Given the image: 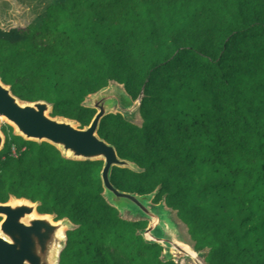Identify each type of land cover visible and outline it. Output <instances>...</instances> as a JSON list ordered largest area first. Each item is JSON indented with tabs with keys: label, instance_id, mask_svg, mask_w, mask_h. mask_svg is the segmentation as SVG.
Returning <instances> with one entry per match:
<instances>
[{
	"label": "trees",
	"instance_id": "16d2710c",
	"mask_svg": "<svg viewBox=\"0 0 264 264\" xmlns=\"http://www.w3.org/2000/svg\"><path fill=\"white\" fill-rule=\"evenodd\" d=\"M0 26V79L22 102L87 126L85 99L110 83L139 99L141 123L104 116L100 139L139 172L122 192H156L203 264H264V0H51ZM16 23V24H13ZM23 27H16V25ZM0 203L37 202L68 219L59 264H175L103 197L102 161L63 158L7 124ZM14 151V154L12 153Z\"/></svg>",
	"mask_w": 264,
	"mask_h": 264
},
{
	"label": "water",
	"instance_id": "95a60500",
	"mask_svg": "<svg viewBox=\"0 0 264 264\" xmlns=\"http://www.w3.org/2000/svg\"><path fill=\"white\" fill-rule=\"evenodd\" d=\"M87 98L83 106L95 110V114L87 126L79 128L73 120L51 117L52 105L46 101H20L0 79V126L5 121L12 127L14 135L25 141L48 143L63 158L102 161L99 176L103 197L118 211L119 216L128 211L146 219L148 224L139 234L144 242L163 248L165 261H174L171 251L190 258L184 250L186 247L195 254L194 263L200 264L197 252L177 237L176 225L171 221L164 201L151 207L156 192L145 195L122 192L110 182L113 167L134 172L140 170L135 164L120 159L113 146L98 137V124L111 113H118L130 121L128 117L138 110L139 99L132 101L122 86L116 83L101 88ZM3 143L4 135L0 130V150ZM37 206V202L14 197L0 203V264H59L60 253L66 244V231L74 226L66 218L55 221L52 215L39 214Z\"/></svg>",
	"mask_w": 264,
	"mask_h": 264
},
{
	"label": "rangeland",
	"instance_id": "374dc122",
	"mask_svg": "<svg viewBox=\"0 0 264 264\" xmlns=\"http://www.w3.org/2000/svg\"><path fill=\"white\" fill-rule=\"evenodd\" d=\"M49 2H50V0H42V2L39 3L38 5H36V4L34 6L32 5L33 6L32 11L34 12V14H38L37 16L43 15L44 14V9L49 4ZM1 20L2 21H0V24L7 25V22H6L7 20L6 19L3 18ZM110 84H112V83H110ZM86 100H88V98L85 99V101ZM128 118L133 124L139 125L141 123V120H140V117H139L137 111H135L131 115H129ZM3 124H6V122L2 121L1 125H3ZM153 206H154V204H151V207H153ZM165 209L169 211V217H170L171 221L176 225L177 237L184 244H186L189 247H191L192 243L189 240V237L187 235L186 228L184 227V225L176 218L175 213L173 211H171V210H169L167 208H165ZM121 217L123 219L131 220V221H134V220H146V219H144L143 217H141L139 215H132L128 211H124L121 214ZM162 253H164V251ZM171 254H172L173 258H174L175 264H195L192 259H190L189 257L184 256L182 253H179V252H176V251H171ZM197 260L200 262V264H203L202 257L199 254L197 256Z\"/></svg>",
	"mask_w": 264,
	"mask_h": 264
},
{
	"label": "crops",
	"instance_id": "0c3cea01",
	"mask_svg": "<svg viewBox=\"0 0 264 264\" xmlns=\"http://www.w3.org/2000/svg\"><path fill=\"white\" fill-rule=\"evenodd\" d=\"M41 2L42 0H0V21H2L1 19L4 18L7 20L6 22H9L10 15L12 14V15L17 16L18 13L23 11L22 9L24 7L27 8L28 11H30L33 16H37L38 14H34V12L32 11V8L35 4L38 5ZM13 24H16V23H13ZM1 25L3 24H0V26ZM16 27H23V25L19 24V25H16Z\"/></svg>",
	"mask_w": 264,
	"mask_h": 264
},
{
	"label": "bare ground",
	"instance_id": "6f19581e",
	"mask_svg": "<svg viewBox=\"0 0 264 264\" xmlns=\"http://www.w3.org/2000/svg\"><path fill=\"white\" fill-rule=\"evenodd\" d=\"M185 252L190 256L191 259H193L194 261H196V257L195 254L189 250L188 248L184 247ZM189 259V258H188Z\"/></svg>",
	"mask_w": 264,
	"mask_h": 264
},
{
	"label": "built area",
	"instance_id": "2783aa9c",
	"mask_svg": "<svg viewBox=\"0 0 264 264\" xmlns=\"http://www.w3.org/2000/svg\"><path fill=\"white\" fill-rule=\"evenodd\" d=\"M12 153L14 154V151Z\"/></svg>",
	"mask_w": 264,
	"mask_h": 264
}]
</instances>
